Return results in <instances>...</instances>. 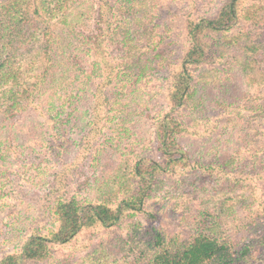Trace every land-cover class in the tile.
<instances>
[{
    "label": "rangeland",
    "instance_id": "rangeland-1",
    "mask_svg": "<svg viewBox=\"0 0 264 264\" xmlns=\"http://www.w3.org/2000/svg\"><path fill=\"white\" fill-rule=\"evenodd\" d=\"M108 1L110 26L99 21L100 0H72L48 20L47 36L16 51L19 82L0 87V258L55 225L59 197L117 205L133 191L134 163L160 157L155 125L170 110L169 76L189 47L188 20L214 16L227 0ZM99 53L112 73L100 91L110 72ZM253 57L249 69L238 50L192 67L196 80L177 117L197 134L178 140L197 167L157 176L145 203L155 218L137 213L89 228L27 264H134L146 226L187 238L204 217L249 252V264H264V53Z\"/></svg>",
    "mask_w": 264,
    "mask_h": 264
},
{
    "label": "trees",
    "instance_id": "trees-1",
    "mask_svg": "<svg viewBox=\"0 0 264 264\" xmlns=\"http://www.w3.org/2000/svg\"><path fill=\"white\" fill-rule=\"evenodd\" d=\"M71 1L0 0V87L19 82L21 72L16 65V51L26 47L27 42L41 33L47 36L48 20L63 13ZM109 3L108 0H100L99 5V21L104 20L108 26L112 10ZM263 8L264 0H227L214 16L190 18L187 23L189 47L178 68L170 71L167 95L170 110L155 125L156 153L160 157H142L134 163L136 187L117 205L108 201L56 199L51 207L55 225L46 233L37 232L27 237L21 249L1 257L0 264L43 262L51 256L54 246L73 242L89 228H110L137 213H144L149 219L155 218L154 213L145 209V203L157 176L197 167L178 140L179 136L197 134L196 130L177 117L179 109L190 100L196 80L192 67L218 62L226 57V53L238 50L249 58L243 61L244 68L249 69L253 56L264 53V19H259ZM241 22H247L249 27L233 33V29ZM102 42L95 43L99 51ZM100 53L98 57L104 61L106 73H110L99 83V91L112 83L111 65ZM7 91L11 99L20 92L13 87ZM21 91L26 93L28 88ZM259 109L264 112V103ZM101 119L98 109L92 120L93 131L98 129ZM206 218L187 238L174 235L166 239L154 226H146V237H142L143 247L134 264H249V252L235 250L233 243L218 229L217 224ZM135 230H138V226H135Z\"/></svg>",
    "mask_w": 264,
    "mask_h": 264
}]
</instances>
